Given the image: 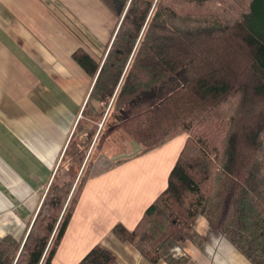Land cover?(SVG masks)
<instances>
[{
	"label": "trees",
	"instance_id": "trees-1",
	"mask_svg": "<svg viewBox=\"0 0 264 264\" xmlns=\"http://www.w3.org/2000/svg\"><path fill=\"white\" fill-rule=\"evenodd\" d=\"M101 1L116 17L112 37L96 58L72 53L92 80L88 97L33 218L19 238L0 239V264H55L116 130L142 149L187 135L134 228L112 227L120 241L152 263L186 264L175 252L204 243L194 228L203 217L250 263L264 264V0ZM76 264L119 263L96 244Z\"/></svg>",
	"mask_w": 264,
	"mask_h": 264
},
{
	"label": "crops",
	"instance_id": "crops-1",
	"mask_svg": "<svg viewBox=\"0 0 264 264\" xmlns=\"http://www.w3.org/2000/svg\"><path fill=\"white\" fill-rule=\"evenodd\" d=\"M115 25L101 0H0V239L19 238L33 218L88 97L92 80L72 53L83 48L96 58ZM180 135L143 157L140 168L131 169L138 162L112 170L106 165L97 178L91 171L55 264H76L99 243L119 264H167L148 261L112 227L133 229L165 189L187 138ZM194 228L205 241H186V264H252L203 217Z\"/></svg>",
	"mask_w": 264,
	"mask_h": 264
},
{
	"label": "rangeland",
	"instance_id": "rangeland-1",
	"mask_svg": "<svg viewBox=\"0 0 264 264\" xmlns=\"http://www.w3.org/2000/svg\"><path fill=\"white\" fill-rule=\"evenodd\" d=\"M72 19V17H71ZM81 27V26H80ZM79 27V28H80ZM81 31V30H80ZM82 32V31H81ZM81 116V115H80ZM79 116V118H80ZM78 118V119H79ZM104 119V117H103ZM89 124L98 125V128L101 127L102 121L93 124L92 122H88ZM100 125V126H99ZM182 138V135L178 134L173 139H180ZM177 140H174V142ZM169 142H165L164 145H167ZM104 151L102 155L97 159L99 160L98 163L95 164V167L91 169L93 170L94 176L93 178L100 177L104 175L106 172H103L106 169V165L109 166V168L116 169V167H121V165H128L129 163H135L138 162V164H133L131 169H135V167H142L141 159L143 157H148L152 151H155L154 149H159V147H162L163 143L154 146L152 148H144V150L136 151L132 154L134 151V146L131 143L130 139L124 134L122 130H116L114 133L108 137L106 140V143L104 144ZM173 150H176V146ZM147 153V154H143ZM150 153V154H149ZM155 155H153L155 158L161 157L162 153L154 152ZM175 159V157H174ZM172 159V160H174ZM149 162V161H148ZM147 162V163H148ZM148 165L146 164L144 168H146ZM71 178V175L64 174L56 179V182H62L63 180H68ZM100 245V243H99ZM102 246V245H101ZM58 264H61L60 260H58ZM63 264V263H62Z\"/></svg>",
	"mask_w": 264,
	"mask_h": 264
},
{
	"label": "water",
	"instance_id": "water-1",
	"mask_svg": "<svg viewBox=\"0 0 264 264\" xmlns=\"http://www.w3.org/2000/svg\"><path fill=\"white\" fill-rule=\"evenodd\" d=\"M133 146H134V151L132 152V154L141 149V147L138 146L136 143H133Z\"/></svg>",
	"mask_w": 264,
	"mask_h": 264
},
{
	"label": "built area",
	"instance_id": "built-area-1",
	"mask_svg": "<svg viewBox=\"0 0 264 264\" xmlns=\"http://www.w3.org/2000/svg\"><path fill=\"white\" fill-rule=\"evenodd\" d=\"M175 254H176V255H183V250H177V251L175 252Z\"/></svg>",
	"mask_w": 264,
	"mask_h": 264
}]
</instances>
